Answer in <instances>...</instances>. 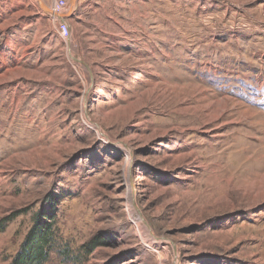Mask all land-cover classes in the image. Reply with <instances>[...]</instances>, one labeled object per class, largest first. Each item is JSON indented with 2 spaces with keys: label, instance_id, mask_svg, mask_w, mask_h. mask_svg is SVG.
Segmentation results:
<instances>
[{
  "label": "rangeland",
  "instance_id": "rangeland-1",
  "mask_svg": "<svg viewBox=\"0 0 264 264\" xmlns=\"http://www.w3.org/2000/svg\"><path fill=\"white\" fill-rule=\"evenodd\" d=\"M51 11L0 0V264L50 194L46 264H264V0Z\"/></svg>",
  "mask_w": 264,
  "mask_h": 264
},
{
  "label": "trees",
  "instance_id": "trees-1",
  "mask_svg": "<svg viewBox=\"0 0 264 264\" xmlns=\"http://www.w3.org/2000/svg\"><path fill=\"white\" fill-rule=\"evenodd\" d=\"M46 203L47 207L43 208L35 217L20 250L10 264H46L49 260L50 252L57 244L56 224L60 198L56 194H50ZM100 245L101 241L98 238L91 239L85 246L87 254L92 253Z\"/></svg>",
  "mask_w": 264,
  "mask_h": 264
},
{
  "label": "built area",
  "instance_id": "built-area-1",
  "mask_svg": "<svg viewBox=\"0 0 264 264\" xmlns=\"http://www.w3.org/2000/svg\"><path fill=\"white\" fill-rule=\"evenodd\" d=\"M68 8V0H55L53 12L56 15H63ZM58 30L63 39L68 40L71 37V28L65 21H58Z\"/></svg>",
  "mask_w": 264,
  "mask_h": 264
},
{
  "label": "crops",
  "instance_id": "crops-1",
  "mask_svg": "<svg viewBox=\"0 0 264 264\" xmlns=\"http://www.w3.org/2000/svg\"><path fill=\"white\" fill-rule=\"evenodd\" d=\"M43 1L45 2V4L47 5V6H45L44 4H43ZM78 1V0H77ZM80 1V0H79ZM39 2H40V0H39ZM50 2H52V0H42V2H40V5H41V10L44 12V10H46V11H51L53 8H52V5H51V3ZM76 8H77V6H76ZM52 12V11H51ZM67 12H68V9L65 11V13L63 14V17H62V19L63 18H65V22H67L70 26H71V28H72V24H73V22H72V18L67 14ZM57 21H59V20H57Z\"/></svg>",
  "mask_w": 264,
  "mask_h": 264
},
{
  "label": "bare ground",
  "instance_id": "bare-ground-1",
  "mask_svg": "<svg viewBox=\"0 0 264 264\" xmlns=\"http://www.w3.org/2000/svg\"><path fill=\"white\" fill-rule=\"evenodd\" d=\"M40 2H42V0L40 1ZM49 12V11H48ZM53 14V13H52ZM69 14V13H68ZM215 133V136H218V134H217V132H214ZM251 155V154H250ZM262 176V175H261ZM126 177H127V180H131L132 178H131V174L129 173V172H126ZM262 178V177H261ZM256 179V178H255ZM258 179V178H257ZM232 180V179H231ZM264 180V179H263ZM242 182V181H241ZM240 182V183H241ZM250 182V181H249ZM263 183H264V181H263ZM249 184H251V183H249ZM248 184V185H249ZM245 185V184H244ZM260 185V184H259ZM264 186V185H263ZM245 187V186H244ZM259 187V186H258ZM251 188V187H250ZM255 188H257V187H255ZM241 189V188H240ZM259 189V188H258ZM257 190V189H256ZM249 191V190H248ZM242 192H243V189H242ZM241 192V193H242ZM254 193V192H253ZM246 196H248V195H246ZM255 200V199H254ZM253 200V201H254ZM258 201V200H257Z\"/></svg>",
  "mask_w": 264,
  "mask_h": 264
},
{
  "label": "water",
  "instance_id": "water-1",
  "mask_svg": "<svg viewBox=\"0 0 264 264\" xmlns=\"http://www.w3.org/2000/svg\"><path fill=\"white\" fill-rule=\"evenodd\" d=\"M75 5H76V0H72L71 3H70L69 13L72 12V10H73V8L75 7ZM57 16H58L59 18H62V17H63V15H57ZM59 21H62V20L59 19Z\"/></svg>",
  "mask_w": 264,
  "mask_h": 264
}]
</instances>
